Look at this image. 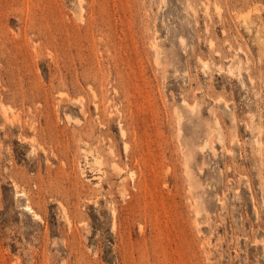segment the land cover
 Segmentation results:
<instances>
[{"label": "rangeland", "instance_id": "rangeland-1", "mask_svg": "<svg viewBox=\"0 0 264 264\" xmlns=\"http://www.w3.org/2000/svg\"><path fill=\"white\" fill-rule=\"evenodd\" d=\"M0 264H264V0H0Z\"/></svg>", "mask_w": 264, "mask_h": 264}, {"label": "bare ground", "instance_id": "bare-ground-1", "mask_svg": "<svg viewBox=\"0 0 264 264\" xmlns=\"http://www.w3.org/2000/svg\"><path fill=\"white\" fill-rule=\"evenodd\" d=\"M190 108H192V107H190ZM204 144V143H203ZM205 145V144H204Z\"/></svg>", "mask_w": 264, "mask_h": 264}]
</instances>
